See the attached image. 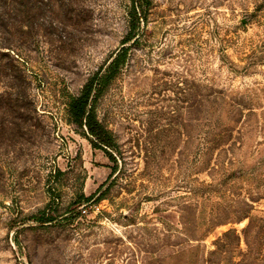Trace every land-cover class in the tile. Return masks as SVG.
Masks as SVG:
<instances>
[{"label": "rangeland", "instance_id": "rangeland-1", "mask_svg": "<svg viewBox=\"0 0 264 264\" xmlns=\"http://www.w3.org/2000/svg\"><path fill=\"white\" fill-rule=\"evenodd\" d=\"M129 1L0 12V264H264V0H152L97 104L115 162L68 102L120 48ZM212 105L244 114L199 128ZM48 204L54 224L29 221Z\"/></svg>", "mask_w": 264, "mask_h": 264}, {"label": "trees", "instance_id": "trees-1", "mask_svg": "<svg viewBox=\"0 0 264 264\" xmlns=\"http://www.w3.org/2000/svg\"><path fill=\"white\" fill-rule=\"evenodd\" d=\"M34 0H0V12H2L3 20L13 21V25L17 26L16 12L21 11V9H31ZM152 6V0H130L127 8V19H128V31L126 37L121 43L120 48L113 53L110 61L104 68H100L95 72L87 81L83 87L80 95L70 96L68 102V112L72 123L78 128L82 129L88 138H90L91 144L95 149L103 150L105 153L109 154L111 158L116 162L114 156L111 155L110 151L115 153L117 151V143L115 141L114 135L99 121L97 115V104L104 94L105 90L114 81L121 71L126 67L132 46L136 45L144 34V26L148 21L149 11ZM14 81H11V87H13ZM227 106L230 113L234 116L238 115L240 118L243 117L244 110L238 107H233L231 105ZM220 106L215 107V105L208 106L203 109L201 114H203L202 121L199 119V128L202 122L204 123H215L216 121L224 125L226 121V107ZM230 107V108H229ZM230 109V110H229ZM250 110V109H249ZM212 123V124H213ZM207 125V134L209 136L213 133L216 134L217 130L214 129L213 125ZM220 126V125H218ZM202 138L203 131H200ZM226 132L219 133L218 136L225 135ZM217 135V134H216ZM206 141L205 138L201 139ZM199 140V141H201ZM206 144H208L206 142ZM209 146V145H208ZM207 147L206 151H210ZM203 150L199 149V152ZM116 173L117 170L114 169ZM93 200V195L90 197H85L84 195L79 200V205L89 204ZM246 210L243 220L249 219L252 205L248 202H244ZM35 223L39 227H47L54 224L57 219L52 215V204H48L47 207L32 216L29 220Z\"/></svg>", "mask_w": 264, "mask_h": 264}]
</instances>
